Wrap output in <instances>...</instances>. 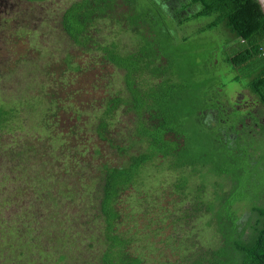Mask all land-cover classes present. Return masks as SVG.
Here are the masks:
<instances>
[{"label":"trees","instance_id":"obj_1","mask_svg":"<svg viewBox=\"0 0 264 264\" xmlns=\"http://www.w3.org/2000/svg\"><path fill=\"white\" fill-rule=\"evenodd\" d=\"M201 18L211 21L191 34L180 36L187 24ZM60 23L75 46L87 53L97 52L100 63L122 72L125 93L107 101L106 110L91 129L96 139L106 142L121 159L116 163L102 160L94 163L102 150L91 143V137L78 139L81 126L69 127L67 132L57 131L58 122L51 117L43 118L40 128L47 132L45 137L24 138L21 144L12 141L9 146L16 148L12 153L9 149L4 152L19 161L18 165H24L19 176L24 181L16 188L15 199L19 193L26 197L33 193L41 198V208L47 211L58 208L64 199L66 207L78 208L76 203L83 200L86 210L92 203L91 209L96 212L93 220L101 225L97 242L105 246L96 264H148L144 253L132 247L137 234L122 229L123 203L128 202L130 189L143 183L141 178L147 166L160 160L170 170L191 169L201 179L210 171L220 177L230 176L229 167L234 162L247 173L254 167L248 150L253 146L250 139L255 138L246 133L234 142L229 137L238 121H244L239 110L227 112L223 108L222 92L227 86L218 81L221 64H213L217 54H212L209 48L201 57L195 50V42L198 36L210 32L223 37L225 43L218 52L223 56L222 63L233 73L232 82L245 81L243 88L264 109V10L258 0H79L65 10ZM110 24L119 26L118 34L133 36L129 49L124 48L121 40L103 35ZM119 111L131 117L132 126L124 138L117 140L110 129ZM207 117H214L215 121L207 122ZM15 120L13 109L0 106V143ZM244 137L249 138L247 150L236 155V145ZM141 145L144 147L139 148ZM90 151L92 160L86 159ZM85 177L92 183L76 179L73 182L74 178ZM241 180L247 183L245 175ZM188 185L189 178L180 177L174 184L176 193L187 196ZM204 192L202 184L192 198V210H185V214L187 211L188 217L195 218L202 212L212 213L213 222L209 225H215L220 246L215 249L189 246L180 259L182 262L169 264H264V206L231 192H217L214 199L205 201ZM26 201H21L24 212L31 207L30 199ZM239 203L250 205L256 215L248 241L243 239L247 229L241 230L236 208ZM47 214L52 221L46 227L40 223L39 214L35 217L31 214L34 221L27 223L29 227L24 232L32 234L25 233L29 239L25 244H37L42 237L40 231L58 227L62 214L55 211ZM58 234L61 229L53 232L50 240H56ZM66 258L62 254L54 264H70L64 262ZM34 261L37 262L24 260V264H36Z\"/></svg>","mask_w":264,"mask_h":264},{"label":"rangeland","instance_id":"obj_2","mask_svg":"<svg viewBox=\"0 0 264 264\" xmlns=\"http://www.w3.org/2000/svg\"><path fill=\"white\" fill-rule=\"evenodd\" d=\"M77 1L29 3L24 0H0V106L13 109L16 114L11 131L5 132L1 140L3 143H0V264H24V260L54 264L62 254L67 256L64 262L70 264H96V258L105 247L97 242L101 225L93 220L96 212L91 209L92 203L90 206L86 203L89 207L86 210L83 200L76 203L78 208L76 205L66 207L65 199H62L64 203H59L58 208L47 211L41 208V198L33 196V193H28L27 197L19 193L15 199L18 195L16 188L24 181V178L19 177L24 165L12 160L10 153H4L6 149L12 153L13 148H16L15 145L9 146L12 141L21 144L24 138L45 137L47 132L40 128V123L43 118L51 117L58 122L57 131L67 132L69 127L76 125L84 129L79 131L78 139L91 137V143L102 150V154L94 158V163L101 160L116 163L121 159L106 142L97 140L91 129L106 110L107 101L125 93L122 72L100 63L97 52L87 53L79 49L63 32L61 17ZM210 21L211 18H201L187 24L180 36L186 35V32L191 34ZM118 31L119 26L110 24L109 28L103 30V35H110L111 40H121L124 48L129 49L134 42L133 36L118 34ZM195 43V50L201 57L206 55L209 48H212V54H217L213 64H221L218 81L220 85L227 86L222 92L223 108L231 112L243 96V100L249 103L241 109H255L259 120H264V109L259 103V107L253 108L251 102L256 99L248 89L243 88L245 81L241 84L232 82L233 73L222 63L223 56L218 50H221L225 39L210 32L198 36ZM198 61L201 62L202 58ZM189 62L193 64L192 58ZM202 68L204 71L207 69L206 66ZM48 109H51V113H47ZM53 114L56 116L52 117ZM131 126V117L119 111L111 124L112 137L117 140L124 138ZM244 132L257 140L264 134L255 135L254 127H248ZM231 134L233 138L235 132ZM247 139L244 137L236 145V155L247 150ZM255 139L250 141L258 151L248 150L254 165L248 173L235 162L229 167L230 176L220 177L210 171L203 179L191 169L170 170L160 160L145 168L141 178L143 183L131 188L127 193L128 202L123 203L122 229L137 234L132 247L144 253L148 264L182 262L181 257L191 246L202 249L220 246L215 225H209L213 222L212 213L202 212L195 218L188 217L187 211L185 214V210H192V198L202 184L205 185L202 194L205 201L214 199L217 192H231L234 196L248 197L257 205L264 206V138ZM86 159L92 160L91 151ZM242 175L246 176L247 183L241 180ZM182 176L189 178L188 191H185L187 196L176 193L174 188ZM88 177L74 178L73 182L76 179L91 184ZM23 199H30L31 207L25 212L21 208ZM87 201L90 203V200ZM236 208L241 230L247 229L243 239L248 241L253 233L251 227L256 223V215L252 214L247 203H239ZM50 211L62 214L58 227L50 226L46 231H40L42 237L37 244H25L29 240L25 233L27 236L32 234L30 231L24 232L29 227L27 223L34 221V217L39 214L42 217L40 223L46 227L52 221L47 214ZM60 229L61 234H58L57 239L50 240L52 233ZM183 260L185 263V258Z\"/></svg>","mask_w":264,"mask_h":264},{"label":"flooded vegetation","instance_id":"obj_3","mask_svg":"<svg viewBox=\"0 0 264 264\" xmlns=\"http://www.w3.org/2000/svg\"><path fill=\"white\" fill-rule=\"evenodd\" d=\"M248 103H249L248 100H243V96H241V100H238L235 103V105H234L235 108H233V109L239 110L240 112H242V119L244 121V122L238 121V124H236L235 131H234L235 135L233 136V138H232V134H231V133H233V131H231L229 133V137H231L234 140V142H236L238 139H240L242 137L241 134H243L245 129L248 128V127H254V129H256V134L255 135L259 134L261 136L262 133H264V120H262V121L259 120L258 114L255 113L256 110L255 109L254 110L253 109H246V110H242L241 109V107H247ZM251 104L253 105V108L254 107H259L258 106V102L256 100H255V102H251ZM260 107H261V105H260ZM227 112H230L229 109H228ZM258 120H259L260 123L258 122ZM205 121L211 123L212 121H215V118L214 117L213 118L207 117ZM263 136H264V134L260 137V139L264 138ZM224 137H226V135ZM260 139H258V140H260ZM251 150L258 151L256 149L255 145L252 146Z\"/></svg>","mask_w":264,"mask_h":264},{"label":"water","instance_id":"obj_4","mask_svg":"<svg viewBox=\"0 0 264 264\" xmlns=\"http://www.w3.org/2000/svg\"><path fill=\"white\" fill-rule=\"evenodd\" d=\"M258 1L260 2L261 6H262V8L264 10V0H258Z\"/></svg>","mask_w":264,"mask_h":264},{"label":"built area","instance_id":"obj_5","mask_svg":"<svg viewBox=\"0 0 264 264\" xmlns=\"http://www.w3.org/2000/svg\"><path fill=\"white\" fill-rule=\"evenodd\" d=\"M263 57H264V52H263Z\"/></svg>","mask_w":264,"mask_h":264}]
</instances>
